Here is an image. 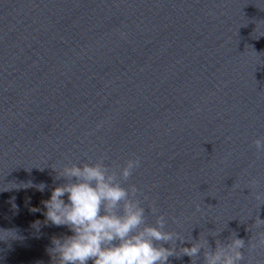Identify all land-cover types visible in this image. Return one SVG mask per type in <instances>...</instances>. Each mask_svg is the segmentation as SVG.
Returning a JSON list of instances; mask_svg holds the SVG:
<instances>
[{
	"label": "clouds",
	"instance_id": "9594fccd",
	"mask_svg": "<svg viewBox=\"0 0 264 264\" xmlns=\"http://www.w3.org/2000/svg\"><path fill=\"white\" fill-rule=\"evenodd\" d=\"M254 144L264 151V137ZM139 164L138 158L126 161L120 177L127 180ZM60 178L65 183L52 189L50 198L42 201L46 209L44 222L65 226L71 235L52 238L48 249L51 264H169V257L186 255L193 259L205 248L209 250L203 253L204 264H239L243 259L245 242L237 237L226 246L217 241L215 250L207 241L177 250L176 241L183 244L179 233L164 230L167 221L163 215L156 216L155 226L147 224L145 208L134 199L136 187H122L102 160L65 166L57 175ZM45 187L41 184L38 190L44 191ZM256 199H264V193L257 194ZM151 211L156 214L158 209L152 206ZM261 235L260 243L264 244Z\"/></svg>",
	"mask_w": 264,
	"mask_h": 264
}]
</instances>
